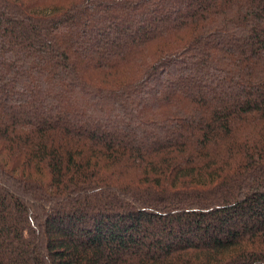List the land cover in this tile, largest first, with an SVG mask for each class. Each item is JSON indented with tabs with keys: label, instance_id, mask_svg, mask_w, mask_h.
<instances>
[{
	"label": "trees",
	"instance_id": "obj_1",
	"mask_svg": "<svg viewBox=\"0 0 264 264\" xmlns=\"http://www.w3.org/2000/svg\"><path fill=\"white\" fill-rule=\"evenodd\" d=\"M0 264H264V0H0Z\"/></svg>",
	"mask_w": 264,
	"mask_h": 264
}]
</instances>
